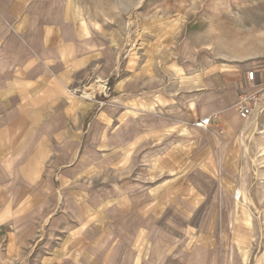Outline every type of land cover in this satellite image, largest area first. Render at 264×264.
I'll return each mask as SVG.
<instances>
[{
  "label": "rangeland",
  "instance_id": "rangeland-1",
  "mask_svg": "<svg viewBox=\"0 0 264 264\" xmlns=\"http://www.w3.org/2000/svg\"><path fill=\"white\" fill-rule=\"evenodd\" d=\"M73 1L96 30L120 34L123 71L121 89L102 95L108 136L96 146L108 154L88 174L89 211L118 216L123 201L142 213L137 264H188L192 254L203 264H264V0ZM217 67L239 82L229 101L198 87L201 71ZM245 90L260 102L242 120L235 104ZM70 205L50 204L33 233L11 239L14 250L0 235V264H54L70 221H81L60 216Z\"/></svg>",
  "mask_w": 264,
  "mask_h": 264
},
{
  "label": "crops",
  "instance_id": "crops-1",
  "mask_svg": "<svg viewBox=\"0 0 264 264\" xmlns=\"http://www.w3.org/2000/svg\"><path fill=\"white\" fill-rule=\"evenodd\" d=\"M78 7L73 0H0V235L14 250L13 237L33 233L50 204L67 202L71 210L60 216L81 221H70L71 237L54 250V264H130L128 250L137 264L142 213H128L123 201L113 217L87 205L94 201L88 174L108 154L96 140L108 136L110 100L79 92L90 75L120 90L123 71L116 67L120 34L96 30ZM229 70H202V96L211 90L229 101L239 83ZM188 264L203 258L192 254Z\"/></svg>",
  "mask_w": 264,
  "mask_h": 264
},
{
  "label": "built area",
  "instance_id": "built-area-1",
  "mask_svg": "<svg viewBox=\"0 0 264 264\" xmlns=\"http://www.w3.org/2000/svg\"><path fill=\"white\" fill-rule=\"evenodd\" d=\"M255 74L256 73L254 70H249L248 72H246L245 78L249 84L254 81ZM91 84H95V94L93 93L91 96H85L83 94V91L79 92V94L81 96H85L86 98H91L92 96L96 95H105L110 89L107 80H103L98 77H93L91 75L86 78L85 82L82 85V88L86 89V87ZM259 102L260 95L258 91H241L237 96L235 104L238 117L242 120L248 119L256 110V107ZM209 121L210 118L202 119L200 125L208 124Z\"/></svg>",
  "mask_w": 264,
  "mask_h": 264
},
{
  "label": "bare ground",
  "instance_id": "bare-ground-1",
  "mask_svg": "<svg viewBox=\"0 0 264 264\" xmlns=\"http://www.w3.org/2000/svg\"><path fill=\"white\" fill-rule=\"evenodd\" d=\"M95 85L94 84H92V85H90L89 87L87 86V88L86 89H84V91H83V94L85 95V96H91L95 91ZM263 150H264V148H263ZM264 154V153H263ZM264 157V156H263Z\"/></svg>",
  "mask_w": 264,
  "mask_h": 264
}]
</instances>
